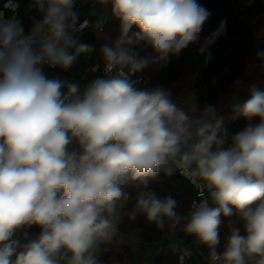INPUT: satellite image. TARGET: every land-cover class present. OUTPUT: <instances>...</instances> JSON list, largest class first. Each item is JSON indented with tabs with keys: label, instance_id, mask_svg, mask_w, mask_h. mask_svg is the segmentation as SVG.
<instances>
[{
	"label": "clouds",
	"instance_id": "1",
	"mask_svg": "<svg viewBox=\"0 0 264 264\" xmlns=\"http://www.w3.org/2000/svg\"><path fill=\"white\" fill-rule=\"evenodd\" d=\"M91 2L94 24L81 22L76 0H28L39 18L27 33L18 4L0 11V264H101L125 217L193 237L208 264H264V89L253 83L222 110L195 91L180 99L139 86L146 70L200 43L210 11L198 0ZM102 11L119 34L97 51L81 35L101 29ZM226 31L222 20L199 51ZM94 53L90 70L102 73L83 86L45 72ZM252 66L264 69V48ZM161 173L196 189L184 211L151 186ZM191 255L184 248L177 264Z\"/></svg>",
	"mask_w": 264,
	"mask_h": 264
},
{
	"label": "trees",
	"instance_id": "2",
	"mask_svg": "<svg viewBox=\"0 0 264 264\" xmlns=\"http://www.w3.org/2000/svg\"><path fill=\"white\" fill-rule=\"evenodd\" d=\"M235 3L247 5L244 13L258 16L257 22L249 30L242 32L235 21L227 23L226 33L217 38L214 44L210 45L203 53L199 51L204 39L208 37L221 21L210 20L214 16V9L208 0H198V3L206 7L211 15L204 25L200 34V43L190 45L179 55L170 56L169 62L164 67H153L145 71L151 85H163L173 90L174 96L182 97L190 91H195L201 103L212 102L222 110H226L234 101H243L248 97V87L255 83L264 89V69L256 66L250 67L253 63L255 53L258 49L264 48V0H233ZM222 15L229 18L232 14L230 0H220ZM109 21L104 25L99 38V47L107 39H114L119 34V22L109 16ZM241 80L243 83L235 86L234 81ZM224 101L226 106L223 107ZM242 121L229 124L231 130L241 127ZM159 195L168 193L174 195L179 201L178 211H184L195 195V188L178 174L172 176L161 173L159 179L151 185ZM129 191L134 189L129 188ZM133 201H130V209ZM148 223L143 217H138L135 222L125 217L120 231L128 233L132 227L143 230ZM39 228L33 226L29 232L34 237L38 235ZM180 241H191L192 237L183 233H173ZM108 247V246H107ZM202 251L207 250L201 245ZM131 250L126 245L109 246L98 259L101 264H113L130 260ZM178 253L176 250L169 251L165 256L157 258L155 264H177ZM197 261L190 264H206L197 255Z\"/></svg>",
	"mask_w": 264,
	"mask_h": 264
},
{
	"label": "crops",
	"instance_id": "3",
	"mask_svg": "<svg viewBox=\"0 0 264 264\" xmlns=\"http://www.w3.org/2000/svg\"><path fill=\"white\" fill-rule=\"evenodd\" d=\"M21 2H22L21 4H22L23 12L21 13L20 18L23 24H28L32 22V19H31L32 17L39 18L38 13L35 10H32V11L27 10L26 6L28 4V0H21ZM91 7H93V5L84 9L81 12V14L90 16L89 10ZM98 12H99V9H98ZM90 17L96 20V17H93V16H90ZM105 17L109 18V15H107L106 13L102 11L99 14L97 20L105 18ZM76 70L78 69H75L73 73L68 75L67 77L74 78L80 81L81 86H83L89 81L88 80L89 78H83V76L80 77L79 75L76 74ZM147 87H152V85L150 84ZM225 106H226V103H224L223 107ZM136 229L140 230V228L138 227H132L128 233H123L120 231L118 236L114 239L113 243L108 245V247L114 246V245H126V246H129L131 250L132 258L130 260H125V261L117 262V263L115 262L113 264H132L134 263V261H136L137 264H155V261L157 258L165 256L169 251H172V250L177 251L176 249L177 245L182 246L183 241H180L179 239L175 238L174 234L169 232L167 228L164 231H159L156 228H154L156 234L162 236V240L155 239L154 237L152 238L151 236H149L151 239L150 238L147 239L148 238L147 237L145 240L143 238H138V240L136 239L132 241L131 240L132 235L130 234V232L135 231ZM141 231L143 230L141 229ZM199 253L204 254L201 247L195 249V253L192 254L191 259H190L191 263L197 261L196 256L199 255ZM101 254L102 253H99L98 255L100 256ZM136 257H137V260H135Z\"/></svg>",
	"mask_w": 264,
	"mask_h": 264
},
{
	"label": "built area",
	"instance_id": "4",
	"mask_svg": "<svg viewBox=\"0 0 264 264\" xmlns=\"http://www.w3.org/2000/svg\"><path fill=\"white\" fill-rule=\"evenodd\" d=\"M231 3L235 6L238 3H235L233 0H230ZM21 0H0V11H2L4 13L5 16H12L14 13L12 12V8L18 4L19 8L17 9L16 15L17 18L21 21L20 15L23 12L22 9V4H21ZM8 5V7H5V5ZM92 2L91 0H76V4H75V10L78 11L80 13V20L81 22H83L85 19H88L90 21V24H94L95 23V19L91 18L90 16H86V15H82L81 12L86 9L87 7L91 6ZM109 18L105 17L102 19H99L98 21H103V23L100 25L101 29L99 31L95 30L93 27H88L84 30L83 34L81 35V39L89 44H94L97 48V51L99 49V38L102 34L104 25ZM22 22V21H21ZM32 22L28 23V24H23L24 28H25V32L27 33L28 30L31 27ZM95 62V53L93 54V59H87L84 57H81L80 60L78 61V63L68 72H63L60 69H51L48 67H45V72L49 77L52 76H56L59 75L61 77H67L68 75L72 74L73 71L75 69H80L81 71L84 72V74L86 75V78H89L88 80L92 79L94 75H100L102 73V66H101V72L95 73L93 74L91 72V66L92 64ZM142 79H141V84L139 86L142 87H147L151 84V81L149 79L148 76L145 75V73L141 74ZM82 77V76H80ZM196 197V189H195V195L194 198ZM193 198V199H194ZM201 247V245L195 241V239L192 237L191 241H183L182 246H181V250L178 252V254L184 249V248H189L192 252V254L195 253V249ZM108 249V247L106 246L105 249H102L100 252H105ZM192 256V255H191ZM199 256L203 259V261L208 264V258H207V254H202L199 253ZM190 258H187L185 261V264H190Z\"/></svg>",
	"mask_w": 264,
	"mask_h": 264
},
{
	"label": "rangeland",
	"instance_id": "5",
	"mask_svg": "<svg viewBox=\"0 0 264 264\" xmlns=\"http://www.w3.org/2000/svg\"><path fill=\"white\" fill-rule=\"evenodd\" d=\"M208 1L212 5L213 9L215 10L214 11V16L210 20H215V21L226 20L227 23H229L231 21H235L240 26L239 28H240V30L242 32H244L246 30H249L250 27L252 25H254L257 22V20H258V16L247 15V14L244 13V11H245V9L247 7V5L245 3H239V4H236L234 6L230 2V7L232 8L231 9L232 10V14L229 16V18H225L222 15V9H221L220 0H208ZM76 74L79 75V76H83V78H86V75L80 69L76 70ZM185 95H183L182 97H178V98L182 99ZM224 103H226V101H224ZM146 226L147 227L143 228V231H141V228H140V230L136 229L135 231H131L130 232V234L132 235V239L131 240L132 241H134L136 239L138 240V238H143L145 240L147 237H148L147 239H149L150 238L149 236H151L152 238L154 237L155 239H161L162 240V236L156 234V232L154 230V228H155L154 225L147 224ZM180 247H181L180 245H177V247H176L177 252L181 249ZM99 253H102V252H99ZM135 260H137V257L135 258ZM132 264H137V262L134 261V263H132Z\"/></svg>",
	"mask_w": 264,
	"mask_h": 264
}]
</instances>
